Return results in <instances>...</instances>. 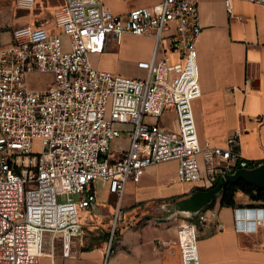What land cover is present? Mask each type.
I'll return each instance as SVG.
<instances>
[{"label": "built area", "instance_id": "obj_1", "mask_svg": "<svg viewBox=\"0 0 264 264\" xmlns=\"http://www.w3.org/2000/svg\"><path fill=\"white\" fill-rule=\"evenodd\" d=\"M16 1L30 9L36 3ZM233 1L224 0L229 14ZM55 20L57 31L17 26L12 41L0 47V264H40L48 235L60 236L69 254L84 231L80 212L97 196L96 180L118 196L108 255L127 186L140 182L149 165L176 159L179 180L200 182L202 189L259 165L243 154L240 128L225 146L199 140L193 100L202 92L200 0H161L126 15L101 0H64ZM124 33L154 37L151 57L137 60L140 75L100 69L91 60L109 37L120 43ZM35 73L53 78L46 87L31 86L28 77ZM168 105L175 109L174 126L161 124ZM121 131L130 142L115 159L109 152ZM60 193L67 199L58 201ZM207 212L201 208L177 226L183 264H201L198 222L206 221ZM235 222L256 231L264 225V204L236 206Z\"/></svg>", "mask_w": 264, "mask_h": 264}, {"label": "crops", "instance_id": "obj_2", "mask_svg": "<svg viewBox=\"0 0 264 264\" xmlns=\"http://www.w3.org/2000/svg\"><path fill=\"white\" fill-rule=\"evenodd\" d=\"M101 1L113 12L126 15L136 7L161 0ZM63 3L64 0H36L30 10L8 5L13 10L12 21L0 24V47L12 41V30H5L7 27L31 24L59 30L55 11ZM200 19L202 30L196 47L202 92L193 100L199 140L225 146L228 136L240 128L243 154L264 163V3L234 0L233 13L229 14L224 0H200ZM63 37L68 41L66 35ZM123 37L137 40L141 48L137 60L151 57L154 37L131 33ZM111 51L107 46L101 53H92L93 64L114 71L118 64ZM171 57L174 60L177 54L171 53ZM46 74L48 79L53 78L52 73ZM165 115L166 111L161 124L169 125ZM172 123L174 126L175 117ZM119 137L112 145L115 159L130 142L128 136L124 146ZM199 184L179 180L176 159L149 165L140 182L131 181L127 186L122 217L108 255L110 223L118 199L109 190L106 201L97 194L83 212V235L73 240L70 253H64L60 236L48 235L40 264H183L176 235L185 217L178 215L176 205L200 190L196 188ZM235 199L236 206L252 202L242 191L236 192ZM235 207L221 206L218 196L212 206L204 208L208 217L198 225L201 264H264V225L256 231L237 228ZM184 212V216L194 214L189 209Z\"/></svg>", "mask_w": 264, "mask_h": 264}, {"label": "rangeland", "instance_id": "obj_3", "mask_svg": "<svg viewBox=\"0 0 264 264\" xmlns=\"http://www.w3.org/2000/svg\"><path fill=\"white\" fill-rule=\"evenodd\" d=\"M10 4L13 7L14 6L15 7H21L18 5L16 0H0V5H1V7H0V24L2 22H4L5 20L12 21V18L10 15L12 14L13 10H9V8H8V5L10 6ZM21 8H24V7H21ZM25 9L30 10V8H25ZM31 9H33V8H31ZM12 28L13 27H7V28H5V30H8V29L13 30L14 28L13 29ZM136 41L137 40L135 38H130V37H123L121 39L120 43L113 40L111 37H109L107 39L106 47L109 46L110 50H112L111 52L114 53V54H112L113 55L112 58L116 59V62L118 64V66L114 70L116 73L126 75V76H137V75L142 74V70L137 67V57L141 53V48L139 45H137ZM118 56H120V57L117 58ZM48 77H49V74H46V73H35V74H30L28 78L30 80L31 85L43 88V87L47 86ZM165 111H166L165 118L167 119V121H169V123H170L169 126H172L173 125L172 119L174 117H176L175 109L173 106L168 105L166 107ZM119 136H120L119 140H120L121 144L126 146V139L125 138H127L129 136V133L127 131H121ZM109 154H110V156H112L115 154V152H113L111 150L109 152ZM95 188H96L99 199L106 201L107 195H108L107 187L106 186L102 187L100 181L96 180V187ZM71 196L74 199H78V197H79L78 193H71ZM215 196H218V193ZM57 199H58V201L66 200L67 195L64 193H60V194H58ZM186 213L187 212L179 211L178 215L180 217H185L184 215ZM80 215H81L82 219L85 218L84 213L80 212ZM195 220H198L197 216H196ZM80 237H77L76 239L79 240Z\"/></svg>", "mask_w": 264, "mask_h": 264}, {"label": "water", "instance_id": "obj_4", "mask_svg": "<svg viewBox=\"0 0 264 264\" xmlns=\"http://www.w3.org/2000/svg\"><path fill=\"white\" fill-rule=\"evenodd\" d=\"M241 178L256 186L264 187V163L251 169H238L235 173L227 176V181L234 182ZM222 185L223 183H217L208 189L197 190L180 201L176 205V208L180 211L189 209L193 212H197L212 201L214 196L221 191Z\"/></svg>", "mask_w": 264, "mask_h": 264}, {"label": "trees", "instance_id": "obj_5", "mask_svg": "<svg viewBox=\"0 0 264 264\" xmlns=\"http://www.w3.org/2000/svg\"><path fill=\"white\" fill-rule=\"evenodd\" d=\"M258 163L261 164L263 162L261 160H258ZM196 188L202 189L205 187L202 184H199ZM238 191H242V192L246 193L249 196V198L252 200V202L247 204V205L264 204V187L256 186V185L246 181L245 179L241 178V179H238L234 182L226 181L223 183L222 189L218 194V196L220 198V205L221 206H233V207H235L237 205L235 195H236V192H238ZM218 196H214L212 201L209 202L208 204H206L203 207V209L206 207L212 206L215 203ZM191 219L195 220L196 215H193L191 217ZM195 221H197V220H195ZM198 225H199V222H198Z\"/></svg>", "mask_w": 264, "mask_h": 264}]
</instances>
